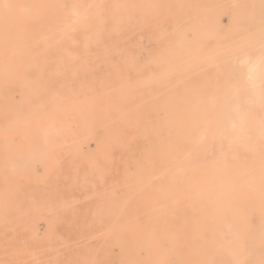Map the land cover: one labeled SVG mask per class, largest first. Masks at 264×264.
Here are the masks:
<instances>
[{
  "label": "rangeland",
  "instance_id": "rangeland-1",
  "mask_svg": "<svg viewBox=\"0 0 264 264\" xmlns=\"http://www.w3.org/2000/svg\"><path fill=\"white\" fill-rule=\"evenodd\" d=\"M76 1L81 4L83 14L82 20L75 23L81 35L78 46L73 44L74 33L62 32L65 29L62 30V14L74 11ZM159 2V16H149L150 20H155L152 25L148 23L132 31L126 41L115 44L108 20L103 30L98 18L102 11V0H0L1 32L12 29L19 38L26 36L29 39L30 28L40 27L43 30L48 27L52 12L54 22L50 27L54 39H63L67 43L66 47L56 46L48 52L44 49L42 34L31 46L19 42L14 46L16 55L8 60L13 67L11 79L0 65V82L9 80L10 96L14 103L21 100L22 73L33 81L36 93L41 90L48 98L36 97L35 101L44 98L42 107L34 103L27 107L21 105L18 126L25 129L28 135L49 132L48 136L34 140L38 150L49 148L44 151L45 154L32 151L23 143L7 146L10 155L30 159L13 177L8 178L10 184L7 180H0V197L8 195L13 206L12 210L5 211L8 219L5 221L1 218L4 211L0 202V264H131L132 253L125 254L115 240V227L122 219L119 218L117 205L132 206V198L128 195L132 186V180H128L132 158L142 160L140 150L148 147V143L142 133L132 137V129L129 132L123 126L114 128L108 121H102V102L106 100L119 104L123 110L119 116L132 117L135 114L128 104L132 98H136L140 101L138 106L146 103L158 120L170 121L176 113L164 110L161 101L165 93H157L159 84L165 78L167 65L162 63L163 68L158 67L156 59L161 47L172 44L178 27L185 30L188 24L199 20L204 31L209 32L214 21L209 16L208 0H192L185 5L186 9H183L181 0ZM242 3L244 5H238L236 9L242 18L241 23H237L233 17L232 4L220 13L217 40L209 39L207 35L203 39H196L191 31L186 32L197 51L196 56L187 58L186 75L191 73L190 69L201 74L213 68L219 79H223L222 71L229 69L232 80L239 85L244 80L239 69L245 54L264 60V0H242ZM178 19H181L179 24ZM251 35L252 39L242 46L232 47L231 43L236 39ZM103 46L108 47L107 54L111 53L109 56L113 59L114 71L104 64ZM203 50L204 53L201 52ZM212 50H224L229 57L211 62L206 54ZM169 57L166 53L161 60ZM134 62L141 68L140 72L134 71ZM40 63L45 65L44 77L54 76L53 88H49V83L36 81L41 76ZM75 72V76L71 77ZM114 78L118 82L117 87L105 91L104 81H113ZM136 84L141 86L137 90L138 95L134 96L136 89L133 85ZM62 85L66 86L61 88ZM252 90L247 85L245 94L254 102ZM262 94L261 103L252 105V112L261 121L259 150L264 166V83ZM50 110H53L52 113ZM152 112L138 115L147 120ZM50 118H54L51 122L57 127H50ZM13 125L9 118L0 120V127L4 129ZM105 131L123 132L126 140L100 144L98 136ZM164 132L166 141L173 144L174 136L167 129ZM55 133L69 134L51 135ZM0 137L6 139L5 133L0 132ZM209 140L210 147L205 152L193 153L196 161H211L227 153L228 138L215 135ZM14 141L17 143L19 138L14 137ZM42 154L45 158L41 159ZM185 173L184 180H176L169 186L172 202L166 206L162 200L157 201L150 211L159 214L182 210L174 196L183 191L189 195L192 190V170L188 169ZM246 223L244 250L252 253L258 251L264 264V244L256 245L264 235V218L253 211L246 217ZM226 241L236 243L231 238ZM254 256H249L245 264H254ZM137 257L140 261L147 260L146 251L140 249ZM166 259H176L175 253L168 254Z\"/></svg>",
  "mask_w": 264,
  "mask_h": 264
},
{
  "label": "bare ground",
  "instance_id": "bare-ground-1",
  "mask_svg": "<svg viewBox=\"0 0 264 264\" xmlns=\"http://www.w3.org/2000/svg\"><path fill=\"white\" fill-rule=\"evenodd\" d=\"M190 1L192 0H181L184 4L183 9H186L185 5ZM106 2L107 0H102V11L100 15L98 13V18L103 30L108 20L115 44L126 41L132 35V31L148 23L152 25L155 20H150L149 16L158 17L161 12L159 0ZM208 3L209 16L214 20L212 29L209 32L204 31L199 20L188 24L185 30L178 27L172 44L168 47L162 46L159 58L156 59L159 68H163L162 63L167 64L165 78L159 84L157 93H165V98L161 101L164 110L176 113L170 121L158 120L155 112H152L153 109H149L146 103L138 106L140 101L136 98H132V102L128 104L129 107L132 106V112L135 114L132 117L119 116L123 111L119 104L106 100L102 102V121H108L109 125H114V128L123 126L129 132L132 129V137L142 133V137L148 143V147H142L140 150L142 160L132 158L131 175L128 178L132 180L128 192L132 198V206L128 208L125 205H117L119 218L122 219H119L115 227V240L123 252H126L125 254L132 253L131 264H245V260L251 255H255L254 264H263L258 251L246 252L243 245L247 235L246 217L256 211L264 218V166L259 150L261 121L252 112V105L261 103L263 96L264 60L254 59L249 53L245 54L239 69L244 80L239 85L232 80V71L229 69L222 71L223 79H219L220 76L213 68L201 74L190 69L191 73L186 75L187 58L197 55L196 45L188 40L186 32L191 31L196 39H203L207 35V38L217 40L216 34L220 27L218 17L231 4L234 5L233 17L237 23L242 21L239 10H236L238 5H244L242 0H208ZM81 10V4L76 1L74 11L62 14V30L65 27L62 32L74 33L73 44L76 46L81 44V35L75 27V23L82 20ZM180 20H177V24ZM51 22H54L52 12L47 23L48 27L43 30L40 27L30 28L29 39L26 36L19 38L12 29L4 33L0 31V50L3 49L0 52V65L10 79L13 67L8 60L12 55H16L14 46L19 42L31 46L42 34L44 49L48 52L56 46L61 48L67 46L63 39L60 41L54 39ZM250 39L252 35L242 36L231 45L242 46ZM101 52L105 55L104 64L114 71L113 59L109 56L111 53L107 54L108 47L103 46ZM201 52L204 53L205 50ZM166 53L170 57L161 60ZM206 55L211 62L229 57L224 50L208 51ZM40 67L41 76L36 81L49 83V88H53L54 76L44 77L45 65L40 63ZM134 71H141L135 62ZM75 74L76 72L71 77ZM20 79L22 94L19 103H14L10 96L9 80L0 82V120L5 117L14 123L12 128L0 127V132L6 135V139L0 137V180H7L9 184L8 178L22 169L30 158L10 155L7 151L8 145L23 143L32 148V151L36 150L44 154L49 150V148L38 150L34 143L35 138L48 136L49 132L28 135L26 130L17 124L21 105L27 107L28 104L34 103L33 105L40 107L43 99L47 98L41 90L35 92V85L26 73H22ZM117 83L115 78L113 81L106 80L103 87L105 91H111L117 87ZM247 85L253 88L254 102L246 97ZM64 86L66 85H62L61 88ZM140 86V84L133 85L136 89L134 96L138 95L137 90ZM173 88L175 90L171 91ZM48 96L51 98L50 94ZM36 97L44 98L35 101ZM52 111L50 110V113ZM146 111L152 112L147 120L138 115ZM52 120L54 118H50V127H57L51 122ZM164 129L174 136L173 144L166 141ZM64 134L69 133L51 135ZM215 135L228 138L227 153L211 161H196L192 156L193 153L205 152L210 147L209 138ZM124 136L120 131H105L99 134L98 138L101 144L124 142L126 140ZM14 137L19 138L17 143ZM42 157L43 154L39 158ZM30 163L32 165V162ZM188 169L192 170L193 180L190 194L185 195L183 191L174 196L182 210L177 213L159 214L150 211V207L157 201L162 200L166 206L172 202L169 186L176 180H184ZM0 202L4 211L1 212V218L6 221L8 219L5 211L12 210L13 206L8 195L0 197ZM227 237L234 239L236 243L227 242ZM259 244H264V235L256 242L257 246ZM140 249L146 251L147 260L138 259ZM173 253L176 259L167 260L166 256Z\"/></svg>",
  "mask_w": 264,
  "mask_h": 264
}]
</instances>
